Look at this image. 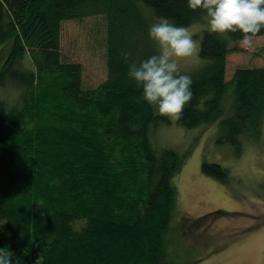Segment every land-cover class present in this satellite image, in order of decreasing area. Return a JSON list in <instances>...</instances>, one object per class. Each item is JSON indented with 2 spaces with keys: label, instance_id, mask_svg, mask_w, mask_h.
I'll list each match as a JSON object with an SVG mask.
<instances>
[{
  "label": "trees",
  "instance_id": "16d2710c",
  "mask_svg": "<svg viewBox=\"0 0 264 264\" xmlns=\"http://www.w3.org/2000/svg\"><path fill=\"white\" fill-rule=\"evenodd\" d=\"M90 17L105 19L107 71L88 88L83 66L62 55L61 32ZM157 17L205 21L187 0H0V248L17 264H178L169 232L182 159L153 144L151 126L164 118L128 76L130 63L158 51L148 35ZM243 35L203 33V64L178 121L219 123L218 142L238 157L258 144L264 151V68H238L226 80ZM202 171L228 182L220 164L204 161Z\"/></svg>",
  "mask_w": 264,
  "mask_h": 264
},
{
  "label": "rangeland",
  "instance_id": "374dc122",
  "mask_svg": "<svg viewBox=\"0 0 264 264\" xmlns=\"http://www.w3.org/2000/svg\"><path fill=\"white\" fill-rule=\"evenodd\" d=\"M206 21L188 27L196 41L192 56L180 59L182 71L191 75L200 68L199 57ZM105 19L90 17L63 24L61 52L66 61L80 63L85 86L95 87L106 79ZM3 47L0 44V49ZM240 52L228 57L226 80L238 68H264V36L237 44ZM3 62V58H0ZM12 103L14 90L1 91ZM232 88L224 101L225 117L232 108ZM161 118L151 126L150 137L158 149H172L182 159L181 170L171 180L177 193L169 234L170 249L178 264H264V151L249 147L241 156L218 142L219 123L189 129L179 116ZM204 161L229 171L228 182L205 175ZM218 211L225 215L209 216ZM204 218V219H199ZM185 228V229H183ZM180 237V238H179Z\"/></svg>",
  "mask_w": 264,
  "mask_h": 264
},
{
  "label": "clouds",
  "instance_id": "9594fccd",
  "mask_svg": "<svg viewBox=\"0 0 264 264\" xmlns=\"http://www.w3.org/2000/svg\"><path fill=\"white\" fill-rule=\"evenodd\" d=\"M192 10H202L209 32L228 36L242 32L252 41L264 28V0H187ZM158 45L157 53L129 65L128 76L142 87L143 99L162 115L179 116L193 97V80L182 71L180 59L192 56L196 41L186 25L157 17L148 29ZM122 55L127 60L131 52ZM0 264H17L13 253L0 248Z\"/></svg>",
  "mask_w": 264,
  "mask_h": 264
}]
</instances>
